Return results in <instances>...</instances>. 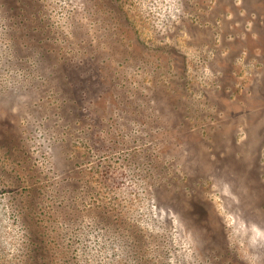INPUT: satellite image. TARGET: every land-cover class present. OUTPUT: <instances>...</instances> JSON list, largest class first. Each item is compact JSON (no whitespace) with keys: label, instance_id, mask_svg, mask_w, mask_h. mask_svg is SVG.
Wrapping results in <instances>:
<instances>
[{"label":"rangeland","instance_id":"obj_1","mask_svg":"<svg viewBox=\"0 0 264 264\" xmlns=\"http://www.w3.org/2000/svg\"><path fill=\"white\" fill-rule=\"evenodd\" d=\"M153 261L264 264V0H0V264Z\"/></svg>","mask_w":264,"mask_h":264},{"label":"trees","instance_id":"obj_2","mask_svg":"<svg viewBox=\"0 0 264 264\" xmlns=\"http://www.w3.org/2000/svg\"><path fill=\"white\" fill-rule=\"evenodd\" d=\"M142 235H143V236H142V241H143V242H146L144 245H142V247L145 246V248L140 249V250L137 249V252H136V251L134 252V253H135V257H137V255H138L141 259L144 258V255H145V253L142 254L141 252H142V251L145 252V250L147 249L148 239H149V237H148V235H147L146 233H143ZM144 240H145V241H144ZM140 254H142L143 256H141ZM154 263H156V261H155V262L153 261V263L150 262V263H147V264H154Z\"/></svg>","mask_w":264,"mask_h":264}]
</instances>
